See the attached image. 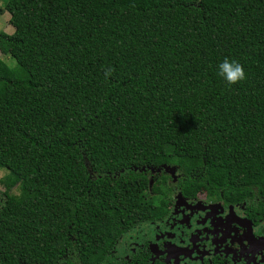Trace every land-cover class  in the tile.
<instances>
[{
  "label": "trees",
  "instance_id": "16d2710c",
  "mask_svg": "<svg viewBox=\"0 0 264 264\" xmlns=\"http://www.w3.org/2000/svg\"><path fill=\"white\" fill-rule=\"evenodd\" d=\"M1 1L0 169L19 194H0V264H101L159 215L149 168L264 190V0ZM224 58L247 79L228 86Z\"/></svg>",
  "mask_w": 264,
  "mask_h": 264
},
{
  "label": "flooded vegetation",
  "instance_id": "af4514ba",
  "mask_svg": "<svg viewBox=\"0 0 264 264\" xmlns=\"http://www.w3.org/2000/svg\"><path fill=\"white\" fill-rule=\"evenodd\" d=\"M175 168L155 173L166 177L159 215L120 236L101 264H264V190L182 191Z\"/></svg>",
  "mask_w": 264,
  "mask_h": 264
},
{
  "label": "rangeland",
  "instance_id": "374dc122",
  "mask_svg": "<svg viewBox=\"0 0 264 264\" xmlns=\"http://www.w3.org/2000/svg\"><path fill=\"white\" fill-rule=\"evenodd\" d=\"M1 5L2 1L0 0V6ZM9 18L10 15L7 12L0 15V31H3L7 34H11L13 32V28L9 24ZM0 58L8 65V67H14V61L9 56L2 55L0 53ZM154 174L155 173L152 172L149 174V179L151 182L153 180ZM2 192H7L14 196L19 194V183L17 179L4 169H0V194H2Z\"/></svg>",
  "mask_w": 264,
  "mask_h": 264
},
{
  "label": "clouds",
  "instance_id": "9594fccd",
  "mask_svg": "<svg viewBox=\"0 0 264 264\" xmlns=\"http://www.w3.org/2000/svg\"><path fill=\"white\" fill-rule=\"evenodd\" d=\"M114 69L108 67L104 71L105 78L107 79L113 73ZM217 74L220 76L228 86L239 85L247 79L243 65L238 61L229 60L224 58L217 66Z\"/></svg>",
  "mask_w": 264,
  "mask_h": 264
},
{
  "label": "water",
  "instance_id": "95a60500",
  "mask_svg": "<svg viewBox=\"0 0 264 264\" xmlns=\"http://www.w3.org/2000/svg\"><path fill=\"white\" fill-rule=\"evenodd\" d=\"M163 169H165V171L168 172L170 175H174L175 174V171H176V168L175 167H170V166H166V165H163ZM140 170L141 171H145V168H142ZM149 170L152 173H158L160 171L159 168H156V169L149 168Z\"/></svg>",
  "mask_w": 264,
  "mask_h": 264
}]
</instances>
